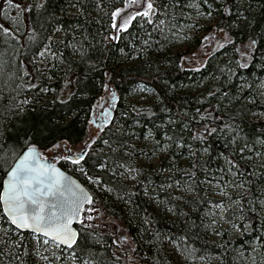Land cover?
<instances>
[{
	"label": "snow or ice",
	"instance_id": "obj_1",
	"mask_svg": "<svg viewBox=\"0 0 264 264\" xmlns=\"http://www.w3.org/2000/svg\"><path fill=\"white\" fill-rule=\"evenodd\" d=\"M9 12L14 26L0 25V96L11 89L0 106V264H149L103 195L134 204L138 188L156 205L140 221L151 264H264V125L252 135L242 127L264 115L250 107L264 100V80L232 84L240 69H264V0H0V15ZM180 24L204 33V55L192 68L179 56L177 70L199 72L209 52L232 55L196 94L199 107L173 111L179 90L153 54L154 33L166 40ZM76 122L97 131L77 144ZM160 190L168 199H154ZM209 233L216 257L193 246Z\"/></svg>",
	"mask_w": 264,
	"mask_h": 264
},
{
	"label": "trees",
	"instance_id": "obj_2",
	"mask_svg": "<svg viewBox=\"0 0 264 264\" xmlns=\"http://www.w3.org/2000/svg\"><path fill=\"white\" fill-rule=\"evenodd\" d=\"M68 19H71V17H68ZM183 19V18H181ZM0 25H5L0 21ZM183 25L180 24L177 26V28H182ZM177 28L175 30H177ZM136 31L135 29L133 30ZM61 34H57V36H60ZM165 35H167V39L165 40L162 36L159 34L154 33V37L156 40L160 41V45H156L153 49V54L157 55V62H162L164 67L167 69H171V71L168 72V76L170 77V83H174L179 90L177 92L176 99L172 101V110L176 111L178 109L179 105H183L185 109H192L194 110L196 107H199L200 105L197 103V93L205 92L206 89H209L211 85H213L216 81H214L213 77L219 75V69L221 67H224L225 61L228 59L231 53V49L228 50H221L219 52H216V54L213 56L212 53L207 57L205 61V66L201 68L199 72H193L189 70L179 71L177 70L179 68V65L181 61L178 59V55H172L169 53V50L171 48V39L172 34L166 32ZM67 37L69 40H71V33H67ZM244 38L243 33H238L235 37V39L240 40ZM127 40V37L125 38ZM162 45V46H161ZM123 46V44H121ZM165 57L163 61L159 60V56ZM241 77L247 78L249 81L251 80H264V69L257 67L255 64L250 65L248 69H240L239 75L236 77H233L232 84H238L240 82ZM96 79L102 78V72H99L95 74ZM45 83H49L48 81H45ZM54 88L59 90L63 87V83L60 80H54L50 82ZM182 89V90H180ZM10 92L11 89L4 88L2 96H0V106L7 105L9 103L10 99ZM14 95V93H11ZM103 93L100 91H97L95 95H102ZM129 93L121 91V97L123 99L124 96H127ZM46 96L47 99H51L52 93L43 94ZM120 102V106L117 109V114H119V111L123 110L124 103ZM206 106V105H205ZM35 107L40 108L42 107L41 104H37ZM85 109V112L82 114L87 115V104H84L81 106ZM251 110L256 113H264V103L261 99H257L255 104L250 105ZM48 112H52L53 108L49 104L47 108ZM261 125H264V115H262L258 120L255 118H251L250 120H246L244 125L245 134L246 135H252L254 132L260 130ZM90 130V126H88L86 123H80L76 122L73 125L72 130V139L79 144L80 139L84 138ZM49 140L52 139L51 136L48 138ZM47 143V141H45ZM215 149L217 151H223V145L221 142H216L214 145ZM50 154V152H49ZM159 163L161 164L162 169H166L168 167L169 158L163 157L160 158ZM188 161L181 160V164H187ZM222 161H215L213 164V167L216 166V164H220ZM59 167L62 168L65 172L68 174H71L73 177H75L80 183L87 185V180L84 176H82L79 172H74L72 170V165L67 164L64 161H61L57 164ZM167 175V173H165ZM152 180L155 181L156 185H159L160 182L164 179L163 175H155L151 177ZM89 190L93 191L94 188L92 186H89ZM138 195L134 198V204H128L125 205L122 201H118L116 199V194L113 193L112 195L103 194L104 200L106 201L109 209L110 214L115 213L116 216L119 217V222L122 223L125 226V231L129 232L133 237H135L138 241H140V252L141 254H147L149 258V264H151L152 261V255L151 253L155 251V249H151L149 247V240L151 239L150 235L148 233H141L140 231V221L142 217L144 216L145 212L155 216L156 215V205L155 203H149L148 198L145 197L142 193V191L138 188ZM171 192V190H168V192L164 190H160L158 193L154 194V199L158 196V198L163 201L168 199V193ZM136 213L135 215L133 213ZM163 216V214H161ZM258 223V222H257ZM162 229L165 231L168 230L170 225H167L166 220L161 218L160 225ZM78 227V225H77ZM258 234V233H257ZM255 235V234H254ZM225 239H228L227 236H225ZM213 240L208 234L204 238L198 240L193 245L198 251L203 249L204 252H207L211 257H216L219 252L215 248ZM237 247H242L240 243H236ZM203 254V252H201ZM162 259L165 261V264H175L176 257H162ZM209 264H217L216 260L213 258L210 260ZM228 264H231V258H229Z\"/></svg>",
	"mask_w": 264,
	"mask_h": 264
},
{
	"label": "rangeland",
	"instance_id": "obj_3",
	"mask_svg": "<svg viewBox=\"0 0 264 264\" xmlns=\"http://www.w3.org/2000/svg\"><path fill=\"white\" fill-rule=\"evenodd\" d=\"M14 12H9L7 16L0 15V21L5 24L8 27H13V23L11 20V17L14 15ZM206 27H211V24L206 25ZM182 28H177L176 33L177 35L173 36L171 39V48L169 50V53L172 55H178V56H184L187 59H191L192 63L188 65V68L192 67H198L199 65L196 63L198 59L204 55L203 50L201 49V43L200 38L204 34L203 32L197 30L195 33L193 32H187V31H181ZM187 37V38H186ZM57 39L60 38V36L56 37ZM214 51V50H213ZM195 53V55H193ZM211 54V52L208 53V56ZM207 56V57H208ZM206 61V60H205ZM122 102L124 100L122 99ZM264 103V100H262ZM98 115V113H97ZM93 133H95L97 130L95 128L90 129ZM51 154V153H50ZM49 154V155H50ZM164 156H161L160 158H163ZM156 161H153V166L155 165ZM225 228H227V225H225ZM211 238L213 240H217L218 238L209 233ZM228 237V236H227Z\"/></svg>",
	"mask_w": 264,
	"mask_h": 264
},
{
	"label": "water",
	"instance_id": "obj_4",
	"mask_svg": "<svg viewBox=\"0 0 264 264\" xmlns=\"http://www.w3.org/2000/svg\"><path fill=\"white\" fill-rule=\"evenodd\" d=\"M58 166V165H57ZM59 167V166H58ZM66 174H68L67 172H66ZM68 175H70L73 179H76L75 177H73L71 174H68ZM77 180V179H76ZM78 181V180H77Z\"/></svg>",
	"mask_w": 264,
	"mask_h": 264
}]
</instances>
